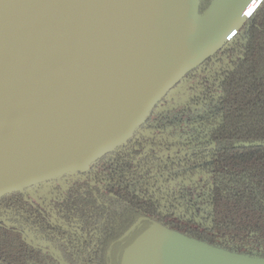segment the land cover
Masks as SVG:
<instances>
[{
    "label": "water",
    "instance_id": "water-1",
    "mask_svg": "<svg viewBox=\"0 0 264 264\" xmlns=\"http://www.w3.org/2000/svg\"><path fill=\"white\" fill-rule=\"evenodd\" d=\"M261 1L224 0L200 22V0H47L33 65L23 76L14 71L0 80V198L84 173L125 143ZM121 264L264 259L153 225L123 252Z\"/></svg>",
    "mask_w": 264,
    "mask_h": 264
},
{
    "label": "trees",
    "instance_id": "trees-1",
    "mask_svg": "<svg viewBox=\"0 0 264 264\" xmlns=\"http://www.w3.org/2000/svg\"><path fill=\"white\" fill-rule=\"evenodd\" d=\"M210 2L200 0L199 13L205 11ZM216 59L219 63L213 80L216 88L204 86L203 93L197 97V100H202L198 104L196 100L197 105L192 100L175 111L170 110L173 117L178 116L175 122L181 127L177 129L184 127L182 135L198 131L205 135L204 139L214 143L208 167L213 176L212 185L200 188L197 202L191 203L192 200H187L183 194L181 199L175 197L176 203L170 204L173 191L160 188L159 184L176 176L179 169L170 168L159 175L152 173L149 206L156 208V212L160 203L154 202L153 197L165 195L166 211L161 212L163 217L152 212L142 229L140 224L136 225L122 238L124 245L117 252L116 264H121L123 252L153 225L231 253L264 259V0L225 44L190 71ZM164 114L158 115L163 117ZM162 119L167 120L169 116ZM197 121L200 122L196 126ZM191 139L200 141L196 137ZM128 143L106 152L91 164L93 180L101 177L109 181L120 179L113 174L111 166L114 160L118 162L114 158L116 150L127 147ZM100 163L105 165L107 175L103 174L105 171H100ZM120 164L125 173L127 161ZM154 165L149 163L146 168ZM143 187H140L139 198L134 188L137 194L133 206L138 208V212L133 207L128 206L130 210L127 209L126 205L118 212H113L111 205L107 212L91 206L96 215L104 217L101 228L103 233L109 234L108 240H119L144 210ZM123 195L127 200V189ZM181 201L182 204H179ZM123 243L120 242L119 246ZM104 247L93 255L97 264H103L105 260ZM0 264L52 263L27 247L15 232L0 229Z\"/></svg>",
    "mask_w": 264,
    "mask_h": 264
},
{
    "label": "flooded vegetation",
    "instance_id": "flooded-vegetation-1",
    "mask_svg": "<svg viewBox=\"0 0 264 264\" xmlns=\"http://www.w3.org/2000/svg\"><path fill=\"white\" fill-rule=\"evenodd\" d=\"M217 60H210L184 75L126 141L129 142L128 146L116 150L114 158L118 159V162L114 160L111 167L113 174L120 179L109 181L101 177L99 180H93L90 165L84 173H69L32 186L22 193L1 197L0 229L18 234L27 247L39 252L42 258L52 264H97L93 255L103 246L106 250L103 264H116L117 252L124 245L122 238L136 225L140 224L139 228L142 229L148 216L155 212L156 208L151 209L149 206L152 196V173L159 175L170 168H178L179 173L168 181L160 182L159 187L173 191V194H170V204L176 203L175 197L181 199L183 194L187 200H192L191 203L197 202L200 188H209L212 185L213 176L208 167L211 164L214 143L204 139L205 135L199 134L198 131L182 135L184 127L177 129L178 126L181 127L175 122L178 116L173 117L170 110L175 111L192 100L195 101L193 104H196L204 86L216 88V82L213 80L218 70ZM178 89L184 91L181 97L169 98L170 92ZM201 100L198 98L197 104ZM163 112V117L168 115L169 119L163 120V117L158 115ZM199 122H195V125ZM183 137L185 139H182ZM193 137L200 138V141H192ZM122 145L124 144L120 147ZM124 161L128 163L125 173L120 164ZM149 163H155L154 167L146 168ZM99 168L100 171L106 169L101 163ZM103 174L107 175V172ZM140 187H143L141 194L145 202L144 210L119 240H108L109 234L103 233L101 228L104 217L96 215L91 206L95 205L107 212L111 205L113 212H118L119 208L123 210L126 205L127 209L128 206L133 207L138 212V208L133 204L136 200L135 194L138 193L137 196L140 197ZM125 189L129 194L127 200L123 195ZM164 198L165 195L153 197L154 202L160 203V208L155 212L161 214L160 217H163L162 213L166 211ZM179 204H182V201ZM138 231L139 229L134 231L130 237ZM120 242L123 244L119 246ZM86 257L89 259H85Z\"/></svg>",
    "mask_w": 264,
    "mask_h": 264
},
{
    "label": "bare ground",
    "instance_id": "bare-ground-1",
    "mask_svg": "<svg viewBox=\"0 0 264 264\" xmlns=\"http://www.w3.org/2000/svg\"><path fill=\"white\" fill-rule=\"evenodd\" d=\"M47 0H0V80L33 65L34 46L45 28Z\"/></svg>",
    "mask_w": 264,
    "mask_h": 264
},
{
    "label": "rangeland",
    "instance_id": "rangeland-1",
    "mask_svg": "<svg viewBox=\"0 0 264 264\" xmlns=\"http://www.w3.org/2000/svg\"><path fill=\"white\" fill-rule=\"evenodd\" d=\"M223 2L224 0H213L210 7L206 11L200 14V22H202L203 20L207 19L210 15H212L216 11V8H218ZM170 93H169L170 94L169 98L172 97L174 99H177L181 97L180 95L183 94L184 91L183 89L182 90L178 89V90H173Z\"/></svg>",
    "mask_w": 264,
    "mask_h": 264
}]
</instances>
